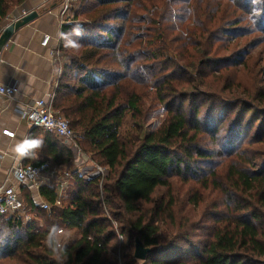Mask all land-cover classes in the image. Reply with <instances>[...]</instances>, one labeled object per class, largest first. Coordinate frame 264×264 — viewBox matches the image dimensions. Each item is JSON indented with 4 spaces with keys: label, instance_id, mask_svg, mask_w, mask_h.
<instances>
[{
    "label": "trees",
    "instance_id": "trees-1",
    "mask_svg": "<svg viewBox=\"0 0 264 264\" xmlns=\"http://www.w3.org/2000/svg\"><path fill=\"white\" fill-rule=\"evenodd\" d=\"M24 1L0 0V23ZM70 10L54 108L108 173L87 180L62 137L33 129L27 153L44 132V159L26 164L66 167L69 184L60 205L54 187H39L50 211L22 187L34 216L0 214V264H137V239L150 249L143 264H264V88L219 83L247 67L253 33L264 42V0H75ZM100 72L118 79L97 84ZM149 96L166 116L141 135L128 118L141 128ZM179 182L193 186L180 194ZM201 186L217 196L197 219ZM61 228L79 238L59 245Z\"/></svg>",
    "mask_w": 264,
    "mask_h": 264
},
{
    "label": "crops",
    "instance_id": "crops-1",
    "mask_svg": "<svg viewBox=\"0 0 264 264\" xmlns=\"http://www.w3.org/2000/svg\"><path fill=\"white\" fill-rule=\"evenodd\" d=\"M23 7L28 12L37 11L39 15L15 31L0 56V84L12 83L16 87L11 98L0 96V185H14L20 192L23 186H29L40 203L42 198L38 190L28 183L19 182L13 173L19 163H34L44 159L39 148L44 132L37 136L39 145L27 153V140L35 127L29 124L21 111L36 99L55 92L58 87L64 61L55 59L51 51L60 44L61 27L68 16L62 12L61 0H25L12 10L0 27L5 28L22 14ZM45 34L51 36L49 46L41 43ZM74 155V163L79 169L80 158H77L75 151Z\"/></svg>",
    "mask_w": 264,
    "mask_h": 264
},
{
    "label": "built area",
    "instance_id": "built-area-1",
    "mask_svg": "<svg viewBox=\"0 0 264 264\" xmlns=\"http://www.w3.org/2000/svg\"><path fill=\"white\" fill-rule=\"evenodd\" d=\"M70 1L71 0H63L62 12L65 13L70 8ZM28 13V11L23 10L22 14L18 15L12 21L17 20ZM1 27L0 34L4 29V27ZM50 40L51 36L45 34L41 43L44 46H49ZM51 55H53L55 59L63 61L64 56L60 51L59 46L56 45L52 48ZM15 91L16 87L12 83L0 84V96L11 98ZM54 98L55 92L53 91L48 93L46 97L36 99L31 105L26 106L21 111L22 116L32 127L40 128L46 132L55 133L59 137H62L77 153V158H80L79 172L87 180L96 176H101V179L103 180L106 175V168L95 163L89 164L83 159L84 156L79 145L80 136L70 126L69 121L55 110ZM13 173L19 182L28 183L34 186L37 190H39L41 185L54 187L57 194V205H60V200L65 188L69 184L70 178V171L67 168L52 167L49 162H42L37 165L19 163L14 167ZM40 206L47 211H50L52 207V205L43 198L40 201ZM19 213L24 215L25 220L31 219L30 215L24 210V200L20 190L14 185H0V214L10 216ZM59 245L61 244L59 243Z\"/></svg>",
    "mask_w": 264,
    "mask_h": 264
},
{
    "label": "rangeland",
    "instance_id": "rangeland-1",
    "mask_svg": "<svg viewBox=\"0 0 264 264\" xmlns=\"http://www.w3.org/2000/svg\"><path fill=\"white\" fill-rule=\"evenodd\" d=\"M74 2L75 0L70 1L69 3L70 7H72ZM61 4L63 8V0H61ZM23 10H26L25 7H23ZM67 11L68 12H66L67 13L66 15L68 17L72 16L73 14L72 10H70L69 8ZM147 22L148 21L145 22L144 30L140 31L141 34H143L144 32L145 36L152 34L150 27L146 25L148 24ZM252 36L256 38L255 44H250V45L248 44L245 46V48L249 51V55H250V58L247 62L248 63L247 67L245 69L237 68L230 72L228 71L220 72L219 83L224 84L230 79L233 81L235 85H239L245 89H248V92L257 96L256 94L258 93V90L261 89V92H262V88H264V42L260 41L262 38L260 37L258 33H253ZM63 61H65V58ZM117 79H118L117 74L107 73V72H100L94 78L97 84L103 83V82L115 81ZM228 83H231V81H228ZM262 93H264V90ZM262 99L263 97H258V99H256L258 101H255L256 104H259V102H261ZM145 103H146V110H145L144 116L141 118V122H140L141 128L138 126L141 130L138 129L134 124H132V121L130 120V116L128 118V124H127V128H131L132 132H135V133L140 132L141 135L157 129L161 125V123L163 122L166 116L165 109L162 107V105H159L158 103H156V101L152 98V96H149L146 99ZM258 106L261 109H264L263 103H260V105ZM258 116H259V119L262 118L261 115H258ZM249 117L250 115L247 116V119ZM259 122L257 121V124H255V126L253 127V131H255ZM253 146L257 149L263 147V145H260V144L253 145ZM82 153H83V156L86 158L85 161H87L89 164H94V163L98 164L96 163L95 160H93L90 156H88L87 153H84L83 151ZM63 168H66V167H63ZM107 173H108V170L106 168V174ZM178 185L181 189L180 194L187 192L191 188V186H193L192 183H183V182H179ZM201 192L203 193V197H202L203 201L201 202L200 210L194 211L195 216H196V212L198 214L197 219L198 218L201 219L202 218L201 216L212 208V206L214 205L216 196H217L213 192L212 187L203 188L201 186L197 194H200ZM185 213H190L188 206L185 209H183V212L180 216L182 220L185 218L184 217ZM29 215L32 218L33 214L32 215L29 214ZM37 222H39V225L43 224V220L41 218H38ZM56 236L58 238V242L61 245H67V244L74 243L79 238V232L77 229H74V228L72 229L61 228L57 231ZM122 240H123V235H119V242H121ZM135 244L134 246H132L134 250H135ZM142 262H143L142 260H139L137 264H143Z\"/></svg>",
    "mask_w": 264,
    "mask_h": 264
},
{
    "label": "water",
    "instance_id": "water-1",
    "mask_svg": "<svg viewBox=\"0 0 264 264\" xmlns=\"http://www.w3.org/2000/svg\"><path fill=\"white\" fill-rule=\"evenodd\" d=\"M38 15L39 13L37 11H31L28 14L22 16L21 18L10 22L3 29L0 34V56L3 48L5 47L9 39L12 37V35L15 33V31L34 20L36 17H38ZM149 251L150 249L146 248L139 239L136 240L134 255L137 259L144 260Z\"/></svg>",
    "mask_w": 264,
    "mask_h": 264
}]
</instances>
